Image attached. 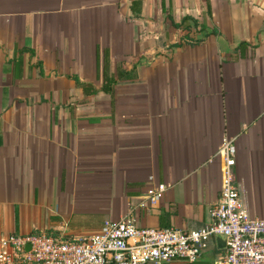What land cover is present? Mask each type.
<instances>
[{"label": "crops", "instance_id": "0c3cea01", "mask_svg": "<svg viewBox=\"0 0 264 264\" xmlns=\"http://www.w3.org/2000/svg\"><path fill=\"white\" fill-rule=\"evenodd\" d=\"M131 1L0 0V234L88 237L122 217L201 227L224 136L246 208L264 216V0ZM120 66L133 76L111 93L73 78L98 87ZM223 249L214 238L177 264Z\"/></svg>", "mask_w": 264, "mask_h": 264}, {"label": "built area", "instance_id": "2783aa9c", "mask_svg": "<svg viewBox=\"0 0 264 264\" xmlns=\"http://www.w3.org/2000/svg\"><path fill=\"white\" fill-rule=\"evenodd\" d=\"M236 155L234 139L224 136L214 155L221 161L218 200L201 227H141L122 217L104 222L99 233L88 237L47 231L0 234V264L193 263L217 236L225 238V247L213 264H264V216H252L242 200ZM165 188L163 183L152 186L147 192L151 204Z\"/></svg>", "mask_w": 264, "mask_h": 264}, {"label": "trees", "instance_id": "16d2710c", "mask_svg": "<svg viewBox=\"0 0 264 264\" xmlns=\"http://www.w3.org/2000/svg\"><path fill=\"white\" fill-rule=\"evenodd\" d=\"M141 0H132L130 4V8L133 12L139 13L140 11ZM205 6L209 7V0H205ZM188 16H184L179 22H172L174 27L182 29V36L187 35L189 33V25H186V21L188 20ZM180 41L177 42L179 44ZM133 76L131 71H125L121 66L116 70L112 75H106L103 78V81L100 86H96L91 82L80 81L77 77H73L76 81V84L81 87L84 94H93L98 91H104L111 93L113 90V85L122 78H130ZM56 233V232H55Z\"/></svg>", "mask_w": 264, "mask_h": 264}, {"label": "water", "instance_id": "95a60500", "mask_svg": "<svg viewBox=\"0 0 264 264\" xmlns=\"http://www.w3.org/2000/svg\"><path fill=\"white\" fill-rule=\"evenodd\" d=\"M216 243L218 248H224L225 247V238L223 236H217L216 237Z\"/></svg>", "mask_w": 264, "mask_h": 264}]
</instances>
